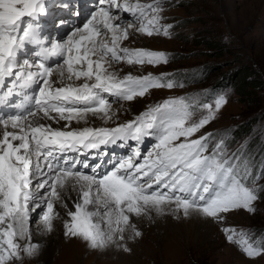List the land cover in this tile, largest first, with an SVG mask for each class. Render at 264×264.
<instances>
[{"label": "snow or ice", "instance_id": "6c2138e0", "mask_svg": "<svg viewBox=\"0 0 264 264\" xmlns=\"http://www.w3.org/2000/svg\"><path fill=\"white\" fill-rule=\"evenodd\" d=\"M165 2L94 0L85 15L77 0H0V109L13 108L0 113V264L36 255L33 215L45 232L59 218L64 236L90 249L130 252L144 218L195 214L223 224L234 211H256L259 176L244 146L229 152L224 136L204 131L227 105L226 94L214 103L164 98L115 123L113 104L184 87L166 73L121 75L113 67L169 63L163 50L124 46L132 36L172 37ZM50 27L67 30L59 36ZM146 139L155 142L142 152ZM108 146L129 153L104 171L80 159H95ZM222 232L248 258L264 254V243L257 247L243 230V240L234 226Z\"/></svg>", "mask_w": 264, "mask_h": 264}, {"label": "rangeland", "instance_id": "374dc122", "mask_svg": "<svg viewBox=\"0 0 264 264\" xmlns=\"http://www.w3.org/2000/svg\"><path fill=\"white\" fill-rule=\"evenodd\" d=\"M164 7L165 15L168 17L167 23L176 25L171 38L132 36L124 42V46L163 50L169 55V63L157 67L150 65L131 67L126 64H117L114 65L115 69L122 70L121 75L129 71L133 75H145L148 72L169 74L173 73L176 68L195 70L209 65L210 68L206 72L208 77L204 82L198 83L180 80L184 84L182 88L153 89L140 103L130 105L127 102L125 105L121 106L120 104L118 107H113L114 110H118L120 118L134 117L140 110L147 108L148 105L161 102L164 97H197V91L204 90L207 85L215 80L230 78L232 75L235 77L243 64L250 66L264 80V0H167ZM203 37L209 40L220 39L223 41L224 51L222 55H216L215 48H208L202 42ZM170 77L173 78V76ZM188 79H190L189 76L186 80ZM249 89L254 90V94L251 93L250 96H246L240 95L231 88H224L223 91L228 97V103L218 114L217 119L204 131L246 123L255 118L257 121L253 125V130H258V134L261 133L262 138L259 140L264 146V114L262 115L264 113V86L249 87ZM121 107L123 110H120ZM129 107L132 111L125 112L124 109ZM199 116L200 112L197 110L193 118L198 119ZM102 125H104L103 122L96 121V126ZM107 125H112L111 121ZM153 143L150 144V147ZM245 157L257 165L261 162L264 163L262 158L255 161L249 155H245ZM253 175L259 176L253 187L257 189L260 195L254 204L256 209L254 213L243 210L234 211L226 216L223 224L212 220L207 222L195 214L189 218L181 219H174L171 215L156 216L152 221L144 218L136 221L143 235L135 241H129L130 252L115 248L93 250L88 248L80 239H76L75 242L78 243L74 244L81 243L79 244L82 246L81 254L78 255L79 257L73 258L68 255L69 258L66 257V263L264 264V254L255 258H248L235 243H229L222 232V227L234 226L238 232L236 239H244V236L239 234L243 230L257 247L264 243V172L253 173ZM32 220L35 223L31 225V231L36 230L39 225V222L33 217ZM57 221L61 225H55L54 230L62 236L63 240L52 248L47 264H65L61 262L60 253L63 249L67 253L73 249L70 242L75 238L65 237L62 231V221L59 218L55 223ZM245 226L248 229H243ZM197 233L202 235H197ZM180 237H185L186 241L173 244ZM164 239L170 244L164 245L165 241H162ZM37 257L38 252L31 258L22 254V259L16 261L15 264H42Z\"/></svg>", "mask_w": 264, "mask_h": 264}, {"label": "trees", "instance_id": "16d2710c", "mask_svg": "<svg viewBox=\"0 0 264 264\" xmlns=\"http://www.w3.org/2000/svg\"><path fill=\"white\" fill-rule=\"evenodd\" d=\"M203 43H205L208 48H215L217 51L216 55H222V52L224 51V42L219 40H209L205 39L203 37ZM210 68L209 65L204 66L203 68H198L194 71H191L188 73V76L190 77L189 80L192 82H204L208 75L206 74L207 70ZM185 74V73H184ZM222 85H220V84ZM211 87H217V86H227L229 85L231 89L236 90L237 93L240 95H246L250 96V94H254V90L249 89V87H262L264 86V80L260 77V75L254 71L250 66L247 65H241L238 72L236 73V76L234 75L230 76V78H220L215 80L214 82L209 84ZM264 113H262L263 115ZM255 119V118H254ZM252 119L246 123H240V124H234L233 126V134L235 138L238 137H244V136H250V144H248L247 150L249 152H245L246 155H250L251 158L258 160L261 155L264 156V146L263 143L259 140L261 137V133H257L258 130H253V125L257 121V119ZM253 130V131H252Z\"/></svg>", "mask_w": 264, "mask_h": 264}, {"label": "bare ground", "instance_id": "6f19581e", "mask_svg": "<svg viewBox=\"0 0 264 264\" xmlns=\"http://www.w3.org/2000/svg\"><path fill=\"white\" fill-rule=\"evenodd\" d=\"M144 41V40H143ZM146 43V42H145ZM114 67V66H113ZM114 69H115V67H114ZM142 102V101H141ZM70 195H72L73 197L75 196V193H70ZM61 212H62V210H61ZM63 214V213H62ZM199 217H201V216H199ZM160 218V217H159ZM192 218V217H191ZM195 218V217H194ZM202 219H204V220H206L207 222L208 221H210L209 219H205V218H203V217H201ZM193 220V219H192ZM203 220V221H204ZM205 222V221H204ZM61 225V223L59 222V221H57L56 223H55V225ZM203 225V224H202ZM206 226V225H205ZM204 226V227H205ZM192 227V226H191ZM201 227V226H200ZM203 227V228H204ZM59 228V227H58ZM189 228V227H188ZM177 229H178V227H177ZM197 229V228H196ZM199 230V229H198ZM63 231V230H62ZM200 231V230H199ZM32 234H33V236H32V238H33V240L34 241H39V243H40V247H39V250H38V257L37 258H39L40 260H41V262H42V264H47V263H49V254L51 253V251H52V248H54V247H56L55 245L56 244H58L59 242H62V236L60 235V234H58V232L56 231V230H54L53 229V231L52 232H45V231H43V229H42V226H40V225H38V227H37V229L36 230H32ZM206 234V233H205ZM197 235H202V234H200V233H197ZM71 240H73V239H71ZM76 241V239L75 240H73V241H69L70 242V244H72L71 246L73 247V249H72V247H71V252H69V253H67V251H65V249H63V251L60 253V258H61V262H64L65 264H67L66 263V257L69 255V257L70 258H73V257H79L78 255H80L81 254V250H82V246H79V244H81V243H79V244H74V243H78V242H75ZM162 241H165V244L164 245H169L170 244V242H168L166 239H164V240H162ZM180 241H186V239H185V237H180V239L178 240V241H176L175 243H173V244H178ZM63 242H66V241H63ZM137 245V244H136ZM160 245H162V244H160ZM69 246V245H68ZM67 247V246H66ZM69 250V251H70ZM77 251V252H76ZM117 252V251H116ZM107 253V252H106ZM121 253V252H120ZM117 254V253H116ZM69 257H67V258H69ZM75 259V258H74ZM68 260V259H67ZM76 260V259H75ZM68 262V261H67Z\"/></svg>", "mask_w": 264, "mask_h": 264}]
</instances>
